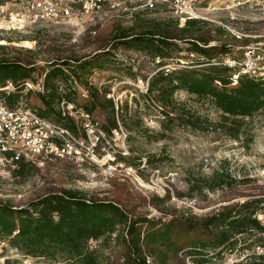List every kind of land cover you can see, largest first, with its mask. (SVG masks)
Wrapping results in <instances>:
<instances>
[{
  "label": "rangeland",
  "instance_id": "1",
  "mask_svg": "<svg viewBox=\"0 0 264 264\" xmlns=\"http://www.w3.org/2000/svg\"><path fill=\"white\" fill-rule=\"evenodd\" d=\"M129 4L136 8L108 12L106 9L97 26L91 19L83 17L66 24L30 25L0 31V61L14 60L31 51L28 55L33 58L34 70L28 81L31 84L40 83V86L34 87L25 85L19 92L18 101L37 110L48 108L40 97L41 92L46 94L43 91L45 72L51 67L57 53L63 49L74 50L78 54H92L97 48L96 44L88 45L84 40L89 31V39L93 40L100 35L114 37L131 27L135 29L130 33L141 32L143 29L136 24L153 26L170 20H178L179 26L186 24L168 5L159 3L156 8L147 9L139 6L138 0H130ZM204 14L214 29V40L208 46H218L213 55L222 57L219 54L221 45L228 47L225 57L238 60L244 58L248 46L264 52V0H212V4L205 7ZM95 26L96 31L93 30ZM177 44V47L169 51V57L165 58L153 57L150 50H115L102 62L103 69H95L91 74L78 78L73 76L72 66L75 64L72 63V66H65L67 76L58 79L61 95L66 96L72 90L74 101L71 103L77 106H83L91 96L81 82H89L101 89L109 88V96L122 104L128 103V127L122 125L128 137L124 142L122 136H115L113 143L116 149L128 152L125 157L121 155L118 158L133 165L137 170L135 173H125L120 169L111 172L58 159L39 167L40 170L30 171L26 176H15L16 163H0V202L27 204L43 192L45 185L62 186L79 190L90 199L115 201L134 214L146 213L158 217L161 213L148 205V200L154 193L164 196L167 190H171L172 199L168 202L170 207L191 208L197 214L204 215L226 203L222 201L223 189H197L190 199L178 198L174 194V188L190 193L193 179L197 176H212L220 168L231 174L236 180L234 185L237 188L256 192L252 197H239L235 200L264 198V194L259 191L261 189H252L254 186L264 185V111L245 119L246 136L237 140L213 130H196L179 122H175L170 131L164 132L161 125L164 117L160 109L155 105L144 107L142 95L146 93L151 77L159 70L199 69L208 66L204 58L189 50L188 42L178 40ZM15 89L14 84L8 82L6 91L0 90V99L5 100L4 96ZM83 90L88 93V97H83ZM46 95L50 98L49 94ZM175 99L182 108L185 107L202 118L217 121L220 117L221 112L206 97H195L181 89L175 93ZM51 106L55 112L62 111L58 100ZM93 114L100 121L104 118L99 110H95ZM43 178L46 181L44 185ZM248 178L251 181L246 182ZM260 206L262 209L257 216L264 220V202ZM114 236L115 234L112 237ZM91 247L98 248L101 258L105 260L114 244H109L104 238L91 242ZM195 257L197 256L194 254L189 255V263L264 264V234H244L233 252L221 255L210 253L206 255L205 263ZM261 257L262 263L255 261ZM8 259L10 264H70L46 257H26L7 242H0V264H8ZM194 259L198 260L194 262Z\"/></svg>",
  "mask_w": 264,
  "mask_h": 264
},
{
  "label": "trees",
  "instance_id": "2",
  "mask_svg": "<svg viewBox=\"0 0 264 264\" xmlns=\"http://www.w3.org/2000/svg\"><path fill=\"white\" fill-rule=\"evenodd\" d=\"M136 26L143 30L130 33L135 29L131 27L114 37L100 35L93 40L89 39V31L84 40L88 45L96 44L97 48L92 54L58 50L60 52L45 72L43 83V91L50 98L40 93L48 108L38 110L39 113L77 131L76 123L70 116H63L60 110L55 112L51 106L55 100L74 101L72 90L66 96L60 92L58 79L67 76L65 66L75 64L72 66L73 76L79 78L91 74L95 69H103L102 62L112 51L150 50L153 57L165 58L169 57V51L177 47V41L180 40L188 42L189 50L204 58L208 66L199 69L159 70L151 77L146 93L142 95L144 107L155 105L160 109L164 117L161 121L164 132L170 131L172 125L179 122L196 130H213L237 140L246 136L245 119L264 111V77L242 75L239 83L233 85V68L223 63L210 64L214 59L223 62L229 51L227 46L221 45L219 54L222 57L213 55L218 46H208L214 40L211 22L191 19L184 26H179L178 20H170L153 26ZM93 30L96 31V26ZM30 53L14 60L0 61V88H4L8 82H12L16 88L4 96L10 105L18 101L19 92L34 70L33 58L28 55ZM81 84L91 94L90 99L81 107L91 113L99 110L104 117L101 123L106 132L111 134L122 125L128 127L127 102L122 104L109 96V88L101 89L89 82ZM181 89L195 97L210 99L221 112L219 119H205L182 108L175 99V93ZM15 163V176H26L32 170H40L35 163L25 159ZM248 181L251 179L248 178ZM235 182L227 170L220 168L212 176H197L193 179L190 193L174 188L178 198L190 199L197 189H223L222 201L226 203L204 215L197 214L191 208L170 207L168 202L172 199L171 190H167L164 196L154 193L148 205L161 213L158 217L146 213L134 214L115 201L90 199L76 189L45 185L43 192L27 204L0 202V242H7L26 257H46L70 264H192L188 256L193 254L201 263H205L206 255L210 253L221 255L233 252L244 234H264V220L257 216L264 198L235 200L256 195L254 191L237 188ZM253 188L261 189L260 193L264 194V185ZM104 238L109 244H114L105 260L101 258L98 248L91 247V242ZM149 257L152 259L150 263ZM255 261L262 263L263 259L261 257ZM6 263L10 264L11 261L8 259Z\"/></svg>",
  "mask_w": 264,
  "mask_h": 264
},
{
  "label": "built area",
  "instance_id": "3",
  "mask_svg": "<svg viewBox=\"0 0 264 264\" xmlns=\"http://www.w3.org/2000/svg\"><path fill=\"white\" fill-rule=\"evenodd\" d=\"M129 2L130 0H0V31L30 25L66 24L83 17L91 19L97 26L106 9L107 12L135 9L136 6L131 7ZM159 3L173 8L184 21H207L204 9L212 4V0H138V5L147 9L158 7ZM244 55L247 58L244 56L242 60L227 56L223 62L214 59L210 64L223 63L233 68V85L239 83L242 75L264 77V52L248 46ZM25 84L29 87L40 86L38 82L31 84L26 81ZM0 90L6 91L5 87ZM82 95L88 97L85 90ZM61 105L62 115L70 116L75 121L77 131L42 116L36 108L21 101L10 105L6 100L0 99V163H15L25 159L43 167L50 161L64 159L77 165H90L111 172L119 169L125 173L137 171L118 158L126 156L128 152L114 146L115 136H122L124 142L128 137L122 126L109 134L93 113L65 99L61 101ZM151 261L149 257L148 262Z\"/></svg>",
  "mask_w": 264,
  "mask_h": 264
}]
</instances>
